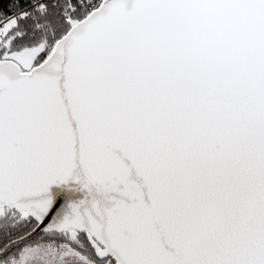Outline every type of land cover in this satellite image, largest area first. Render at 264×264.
<instances>
[{"label": "snow or ice", "instance_id": "6c2138e0", "mask_svg": "<svg viewBox=\"0 0 264 264\" xmlns=\"http://www.w3.org/2000/svg\"><path fill=\"white\" fill-rule=\"evenodd\" d=\"M0 264H264V0H0Z\"/></svg>", "mask_w": 264, "mask_h": 264}]
</instances>
